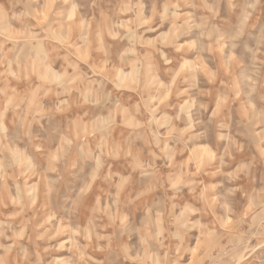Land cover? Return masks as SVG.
<instances>
[{
  "label": "rangeland",
  "instance_id": "1",
  "mask_svg": "<svg viewBox=\"0 0 264 264\" xmlns=\"http://www.w3.org/2000/svg\"><path fill=\"white\" fill-rule=\"evenodd\" d=\"M0 264H264V0H0Z\"/></svg>",
  "mask_w": 264,
  "mask_h": 264
}]
</instances>
